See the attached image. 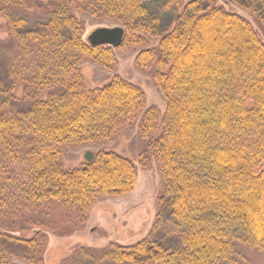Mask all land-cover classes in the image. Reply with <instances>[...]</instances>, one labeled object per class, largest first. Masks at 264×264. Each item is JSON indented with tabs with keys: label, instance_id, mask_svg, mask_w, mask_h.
<instances>
[{
	"label": "trees",
	"instance_id": "obj_1",
	"mask_svg": "<svg viewBox=\"0 0 264 264\" xmlns=\"http://www.w3.org/2000/svg\"><path fill=\"white\" fill-rule=\"evenodd\" d=\"M227 1L264 22V0ZM218 2H174L175 24L161 33L143 0H0L10 35L0 77V264H44L51 233L74 236L101 197L134 191L131 161L102 150L66 169L63 147L111 140L136 122L148 142L138 164L157 163L162 176L152 233L135 245L79 248L60 264H241L245 250L264 256V39L248 16ZM24 7L47 19L29 28L14 16ZM79 14L122 25L121 47L141 48L136 64L160 87L164 113L147 108L145 91L119 75L88 88L82 61L113 69L117 56L88 42ZM162 233L177 245L164 244Z\"/></svg>",
	"mask_w": 264,
	"mask_h": 264
},
{
	"label": "rangeland",
	"instance_id": "obj_2",
	"mask_svg": "<svg viewBox=\"0 0 264 264\" xmlns=\"http://www.w3.org/2000/svg\"><path fill=\"white\" fill-rule=\"evenodd\" d=\"M148 10L149 19L156 20L157 29L166 33L175 24L176 10L172 9L174 2L179 0H143ZM219 5H224L231 11H238L248 16L256 25L264 39V22L255 20L242 8L227 0H219ZM47 14L33 7H24L16 10L14 16L17 19H26L27 26L33 28L47 19ZM86 25L85 38L98 28H115L122 25L112 19H96L90 15H78ZM6 19L0 16V77L5 80V64L3 48L10 35L6 27ZM151 47L158 44V40L147 35ZM141 48L131 46L116 49L117 64L113 69H106L97 65L94 61L86 59L80 64V68L86 79L88 88L94 89L108 83L114 76L119 75L127 81L138 85L146 93L147 108L157 106L164 113L166 99L160 87H157L150 74L139 68L136 64V56ZM52 89H44L38 92L39 98H46ZM22 96V90L18 91ZM148 142L143 140L139 133V122L131 126H125L111 140L95 144H85L75 147H63V164L66 169H73L85 163L87 152L97 153L102 150L111 151L131 161L138 170V183L132 193L121 197H101L94 205L86 228L75 233L72 237L60 238L51 233L47 246L44 264H60L72 252L79 248H106L110 243L135 245L148 238L152 233L157 216L161 210L157 205L162 188V176L157 163L151 170L143 169L138 164L139 155L147 148ZM160 240L174 247L177 245V236L166 237L162 233ZM243 253L241 264H264V256L252 251ZM10 264H32L22 259L12 258Z\"/></svg>",
	"mask_w": 264,
	"mask_h": 264
},
{
	"label": "water",
	"instance_id": "obj_3",
	"mask_svg": "<svg viewBox=\"0 0 264 264\" xmlns=\"http://www.w3.org/2000/svg\"><path fill=\"white\" fill-rule=\"evenodd\" d=\"M125 30L123 27L98 28L88 36V42L93 46H111L118 49L122 46ZM94 153L87 152L85 160L91 162Z\"/></svg>",
	"mask_w": 264,
	"mask_h": 264
}]
</instances>
